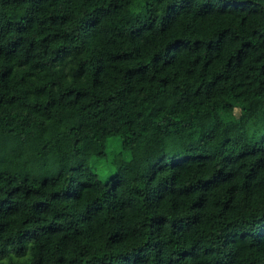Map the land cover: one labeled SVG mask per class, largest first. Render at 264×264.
I'll return each mask as SVG.
<instances>
[{
  "label": "trees",
  "instance_id": "1",
  "mask_svg": "<svg viewBox=\"0 0 264 264\" xmlns=\"http://www.w3.org/2000/svg\"><path fill=\"white\" fill-rule=\"evenodd\" d=\"M0 264H264V0H0Z\"/></svg>",
  "mask_w": 264,
  "mask_h": 264
},
{
  "label": "rangeland",
  "instance_id": "2",
  "mask_svg": "<svg viewBox=\"0 0 264 264\" xmlns=\"http://www.w3.org/2000/svg\"><path fill=\"white\" fill-rule=\"evenodd\" d=\"M208 113H209V116L212 119V121L215 123L216 126L219 127V129H221L223 134H225L229 137H237L239 135L237 125L233 120L226 121V120L219 119L220 117L218 118L217 114L214 112L213 106L208 107ZM146 156H147L148 161L150 163L155 162L157 159V153H155V152H147ZM67 162H68L67 156L63 155L59 161V169H60L61 173H65V171L67 169V165H68ZM104 163H105L104 161H100L97 163V165H100L99 171L101 173H104V171H105Z\"/></svg>",
  "mask_w": 264,
  "mask_h": 264
}]
</instances>
